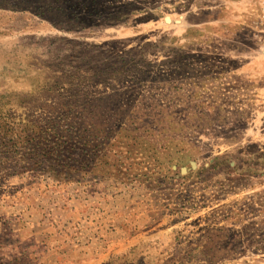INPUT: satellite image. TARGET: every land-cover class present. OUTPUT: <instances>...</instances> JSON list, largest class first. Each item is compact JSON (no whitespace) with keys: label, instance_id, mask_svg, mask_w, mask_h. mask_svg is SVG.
I'll list each match as a JSON object with an SVG mask.
<instances>
[{"label":"rangeland","instance_id":"1","mask_svg":"<svg viewBox=\"0 0 264 264\" xmlns=\"http://www.w3.org/2000/svg\"><path fill=\"white\" fill-rule=\"evenodd\" d=\"M217 1L0 0V264H264V59Z\"/></svg>","mask_w":264,"mask_h":264},{"label":"crops","instance_id":"2","mask_svg":"<svg viewBox=\"0 0 264 264\" xmlns=\"http://www.w3.org/2000/svg\"><path fill=\"white\" fill-rule=\"evenodd\" d=\"M220 2L217 1L216 5H213L215 7V11L218 12L217 20L211 19V15L209 16H204L203 20V31H209L210 34L214 33L215 31L212 30V28L218 24V27L220 28V32L218 33V36L220 39L224 41H231L232 40V32L228 28L229 26H232L230 23L233 21L234 24V30L237 33H242V32H247V37L246 39L248 40V44L245 45L247 49H249V52L252 56L259 55L262 59H264V21L259 19L258 16V8H257V14L250 16L249 18L244 17V11L243 9H246L247 6H254L257 4L259 7V3L263 0H219ZM232 7L236 9L237 15L235 17H231L230 15ZM235 11V10H234ZM243 11V12H242ZM231 13V14H229ZM252 15V14H251ZM208 18V19H206ZM256 19V20H255ZM244 20L246 22H244ZM170 21V20H169ZM176 23L177 26L180 29V25L182 22L177 21L173 22ZM181 30H178V32L175 34L174 31L171 32V37L175 36L176 38H186V44L191 45L189 38L185 37L186 36V31L188 29H194V22L192 20H188L185 26L181 25ZM210 29V30H209ZM238 30V31H237ZM166 35V33H161V34H156L154 38L159 39ZM212 35V34H211ZM261 38L263 39V42L261 41ZM236 44L235 47H237V44L239 41L234 38L233 40Z\"/></svg>","mask_w":264,"mask_h":264},{"label":"built area","instance_id":"3","mask_svg":"<svg viewBox=\"0 0 264 264\" xmlns=\"http://www.w3.org/2000/svg\"><path fill=\"white\" fill-rule=\"evenodd\" d=\"M258 16H259V19L264 21V0L259 3Z\"/></svg>","mask_w":264,"mask_h":264}]
</instances>
